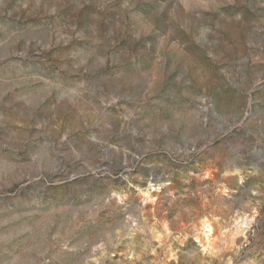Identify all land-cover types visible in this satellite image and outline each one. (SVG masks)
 <instances>
[{
	"label": "rangeland",
	"instance_id": "374dc122",
	"mask_svg": "<svg viewBox=\"0 0 264 264\" xmlns=\"http://www.w3.org/2000/svg\"><path fill=\"white\" fill-rule=\"evenodd\" d=\"M0 264H264V0H0Z\"/></svg>",
	"mask_w": 264,
	"mask_h": 264
},
{
	"label": "bare ground",
	"instance_id": "6f19581e",
	"mask_svg": "<svg viewBox=\"0 0 264 264\" xmlns=\"http://www.w3.org/2000/svg\"><path fill=\"white\" fill-rule=\"evenodd\" d=\"M157 189H153L152 186H150L149 188L143 190L142 194H143V197L145 198V200H147L148 202L150 203H154V201L156 200L155 199V196L153 195L154 192H156ZM159 191V189H158ZM204 230L206 232V236L208 237L209 234L211 233L212 231V227H211V224L208 223V221H205L204 222Z\"/></svg>",
	"mask_w": 264,
	"mask_h": 264
}]
</instances>
